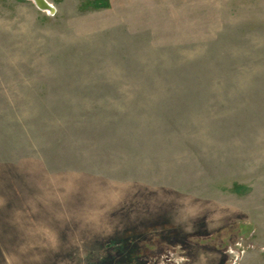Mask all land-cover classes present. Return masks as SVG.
I'll return each instance as SVG.
<instances>
[{
    "label": "rangeland",
    "instance_id": "374dc122",
    "mask_svg": "<svg viewBox=\"0 0 264 264\" xmlns=\"http://www.w3.org/2000/svg\"><path fill=\"white\" fill-rule=\"evenodd\" d=\"M0 0V264H264V0Z\"/></svg>",
    "mask_w": 264,
    "mask_h": 264
},
{
    "label": "water",
    "instance_id": "95a60500",
    "mask_svg": "<svg viewBox=\"0 0 264 264\" xmlns=\"http://www.w3.org/2000/svg\"><path fill=\"white\" fill-rule=\"evenodd\" d=\"M34 3L40 10L48 11L50 15H53L57 12V8L53 5V3H50L49 0H34Z\"/></svg>",
    "mask_w": 264,
    "mask_h": 264
},
{
    "label": "built area",
    "instance_id": "2783aa9c",
    "mask_svg": "<svg viewBox=\"0 0 264 264\" xmlns=\"http://www.w3.org/2000/svg\"><path fill=\"white\" fill-rule=\"evenodd\" d=\"M232 264H235V263H232Z\"/></svg>",
    "mask_w": 264,
    "mask_h": 264
}]
</instances>
